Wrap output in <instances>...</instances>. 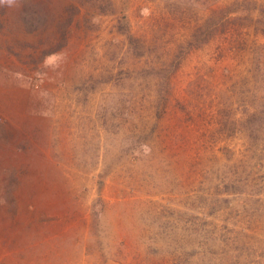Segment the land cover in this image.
Returning <instances> with one entry per match:
<instances>
[{
  "label": "rangeland",
  "instance_id": "1",
  "mask_svg": "<svg viewBox=\"0 0 264 264\" xmlns=\"http://www.w3.org/2000/svg\"><path fill=\"white\" fill-rule=\"evenodd\" d=\"M0 264H264V0H0Z\"/></svg>",
  "mask_w": 264,
  "mask_h": 264
}]
</instances>
